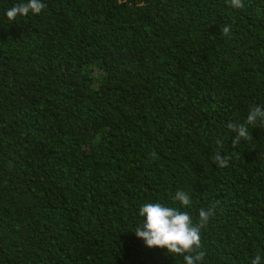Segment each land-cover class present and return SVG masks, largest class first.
<instances>
[{
  "label": "trees",
  "instance_id": "trees-1",
  "mask_svg": "<svg viewBox=\"0 0 264 264\" xmlns=\"http://www.w3.org/2000/svg\"><path fill=\"white\" fill-rule=\"evenodd\" d=\"M27 2L0 0V264H185L135 234L148 202L213 210L203 264L264 256V123L237 144L228 128L264 107V0H43L7 18Z\"/></svg>",
  "mask_w": 264,
  "mask_h": 264
},
{
  "label": "clouds",
  "instance_id": "clouds-1",
  "mask_svg": "<svg viewBox=\"0 0 264 264\" xmlns=\"http://www.w3.org/2000/svg\"><path fill=\"white\" fill-rule=\"evenodd\" d=\"M234 8H243L242 0H228ZM46 7L43 0H28L27 3H19L6 10V16L10 21H15L17 16H26L30 12L39 14ZM222 32L228 35L230 27L225 25ZM264 123V107L253 105L249 109L244 124L229 123L228 128L237 135L232 139L233 144L247 138V125L255 127L256 122ZM219 143V141H218ZM155 157V153H152ZM218 166H226L227 160L217 153L214 157ZM173 199L183 206H190V196L177 190ZM213 210L200 209L198 222L194 223L187 211L166 206L160 202H148L139 209V215L144 218L143 223L136 227L135 234L142 238L148 247L166 248L169 253L183 256L185 264H203L206 253L202 250L201 229L207 225ZM250 264H264V256L257 254L251 259Z\"/></svg>",
  "mask_w": 264,
  "mask_h": 264
}]
</instances>
